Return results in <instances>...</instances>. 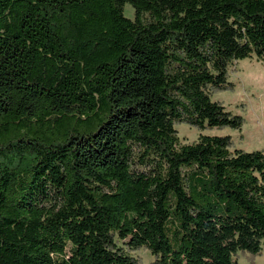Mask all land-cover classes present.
<instances>
[{"label":"trees","instance_id":"obj_1","mask_svg":"<svg viewBox=\"0 0 264 264\" xmlns=\"http://www.w3.org/2000/svg\"><path fill=\"white\" fill-rule=\"evenodd\" d=\"M251 57L264 0H0V264L260 254L264 149L202 133L242 127L213 96Z\"/></svg>","mask_w":264,"mask_h":264},{"label":"rangeland","instance_id":"obj_2","mask_svg":"<svg viewBox=\"0 0 264 264\" xmlns=\"http://www.w3.org/2000/svg\"><path fill=\"white\" fill-rule=\"evenodd\" d=\"M125 15L132 17L133 8L125 5ZM229 80L233 82L232 90L220 91L213 98L223 104L230 112L244 117L240 129H213L202 133L230 135L233 145L246 151L264 149V61L256 57L238 60L231 68ZM181 143H190L197 139L199 131L188 124L176 126ZM134 255L142 259L143 264H149L152 256L147 250H139ZM237 264H264V244L262 252L251 255L239 252Z\"/></svg>","mask_w":264,"mask_h":264}]
</instances>
